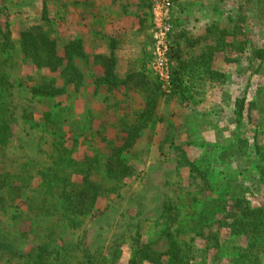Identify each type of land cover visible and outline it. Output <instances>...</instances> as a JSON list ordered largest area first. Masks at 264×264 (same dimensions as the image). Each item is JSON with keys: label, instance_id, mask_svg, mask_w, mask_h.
Segmentation results:
<instances>
[{"label": "rangeland", "instance_id": "1", "mask_svg": "<svg viewBox=\"0 0 264 264\" xmlns=\"http://www.w3.org/2000/svg\"><path fill=\"white\" fill-rule=\"evenodd\" d=\"M150 4L148 10L143 0H0V30L9 31L11 41L16 43L19 33L38 22L45 10L46 18L53 24L50 36L57 41L59 52L74 43H79L83 52V57H74L72 61L82 75V87L76 90L70 84L66 94L50 105L32 98L26 78L36 72L17 52H8L18 66L10 77L18 106L10 155L18 158V164L27 159L25 156L46 158L52 136L43 130L41 113L48 109L55 114L60 107L64 109L60 115L66 120L65 130L85 141L80 154L86 149L98 151L104 160L112 146L122 144L126 126H133L146 110L148 95L136 88L134 82L142 77L157 90L155 113L140 129L129 157L128 163L134 166L136 174L126 181L121 197L100 201L95 218L86 224V244L92 249L104 242L109 244L116 237V222L122 214L137 210L139 220L153 224L164 201L193 190L188 169L178 167L180 158L172 146L182 147L191 161L200 159L210 149L209 154L216 157L212 175L238 174L241 180L248 162L237 158L218 162L217 155L237 136L252 141L258 122V141L262 142L264 64L253 61L251 51L264 45V0H172L166 42L171 81L168 91L151 67L155 43L151 24L153 0ZM219 39L223 40L220 46L224 52L215 50L210 65L225 79L211 82L198 74L201 69L195 65L193 73L185 78L186 101L174 95L171 46L179 45V62L193 65L203 54L209 56V49L218 48ZM240 47L243 51H237ZM133 76L139 78L129 81ZM247 87L246 119L237 127L234 103ZM58 102L62 105L54 107ZM248 178L245 177L247 184H252ZM253 183L257 191H253L250 200L256 205L264 196V184ZM108 222L115 224L106 233ZM135 222L136 218L129 228L133 232ZM122 257L129 258L126 247Z\"/></svg>", "mask_w": 264, "mask_h": 264}, {"label": "trees", "instance_id": "2", "mask_svg": "<svg viewBox=\"0 0 264 264\" xmlns=\"http://www.w3.org/2000/svg\"><path fill=\"white\" fill-rule=\"evenodd\" d=\"M143 1L149 10L150 0ZM46 13L44 10L38 22L22 30L16 43L11 41L9 31L0 30V264H264V196L256 205L250 200L257 191L253 182L264 184V132L259 142L260 122L252 141L237 136L217 155L218 162L230 158L248 162L242 170L243 179L224 172L212 175L216 157L209 154L210 149L191 161L182 147L172 146L180 158L178 167L188 169L193 190L164 201L153 224L139 220L137 210L122 214L116 222L120 234L116 232L109 244L104 242L93 249L87 246L85 227L98 213V203L121 197L126 181L136 174L128 161L140 129L155 113L157 90L142 77H130L129 81L138 77L135 87L148 95L146 110L133 126H126L122 144L112 146L104 160L98 151L86 149L80 154L85 141L65 130L66 120L60 115L64 109L60 107L55 114L48 109L41 113L43 130L52 136L46 158L25 156L27 159L18 164V158L10 155L18 107L10 82L18 66L10 53L17 52L36 72L26 81L31 85L32 98L42 103L50 105L66 94L67 86L74 84L78 90L83 83L72 63L74 57H83L80 44L64 46L59 52L57 41L50 36L53 24ZM222 43L219 39V47L209 49L211 54H203L193 65L179 62L180 47L171 46L174 95L186 101L185 78L193 73L195 65L202 70L198 74L211 82L225 79L210 65L215 50L224 52ZM251 59L264 64V45L252 49ZM248 105L247 87L234 103L237 127L246 119ZM246 176L252 184H247ZM134 218L133 232L129 228ZM113 224L108 222L105 232ZM125 247L129 251L127 260L122 257Z\"/></svg>", "mask_w": 264, "mask_h": 264}, {"label": "built area", "instance_id": "3", "mask_svg": "<svg viewBox=\"0 0 264 264\" xmlns=\"http://www.w3.org/2000/svg\"><path fill=\"white\" fill-rule=\"evenodd\" d=\"M154 7L152 11L151 24L153 26V60L152 69L155 71L159 82L164 90L171 88L170 75L167 65V36L170 33L169 13L172 6V0H153Z\"/></svg>", "mask_w": 264, "mask_h": 264}]
</instances>
